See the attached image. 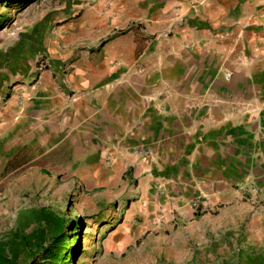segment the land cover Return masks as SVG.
I'll use <instances>...</instances> for the list:
<instances>
[{
	"label": "crops",
	"instance_id": "crops-1",
	"mask_svg": "<svg viewBox=\"0 0 264 264\" xmlns=\"http://www.w3.org/2000/svg\"><path fill=\"white\" fill-rule=\"evenodd\" d=\"M102 4L78 24L124 25L123 52H46L48 69L0 82V196L27 149L88 168L120 152L124 192L133 179L157 216L264 233V0H89L87 12Z\"/></svg>",
	"mask_w": 264,
	"mask_h": 264
},
{
	"label": "rangeland",
	"instance_id": "rangeland-1",
	"mask_svg": "<svg viewBox=\"0 0 264 264\" xmlns=\"http://www.w3.org/2000/svg\"><path fill=\"white\" fill-rule=\"evenodd\" d=\"M88 4L0 0V82L11 83L31 66L48 69L46 52H123L124 25L78 24L79 18L105 16L103 4L92 14ZM135 43L136 52L146 46L138 36ZM113 59L124 64V57ZM27 153L18 154L16 164L28 167L15 170L7 195L0 196V240L14 231H32L36 224L30 210L49 207L70 223L63 252L53 264H264V233L248 235L240 227L224 231L222 224L203 218L192 224V219L178 221L171 213L157 216L152 202L131 195L137 188L133 179L124 192L120 152L98 153L90 168L73 160L41 163L34 152ZM16 248L13 264H51Z\"/></svg>",
	"mask_w": 264,
	"mask_h": 264
},
{
	"label": "trees",
	"instance_id": "trees-1",
	"mask_svg": "<svg viewBox=\"0 0 264 264\" xmlns=\"http://www.w3.org/2000/svg\"><path fill=\"white\" fill-rule=\"evenodd\" d=\"M30 219L36 224L29 233L14 231L10 238L0 240V264H13L17 257L16 246L29 253H37L41 259L57 263L65 247V229L69 221L49 207H39L29 212Z\"/></svg>",
	"mask_w": 264,
	"mask_h": 264
},
{
	"label": "built area",
	"instance_id": "built-area-1",
	"mask_svg": "<svg viewBox=\"0 0 264 264\" xmlns=\"http://www.w3.org/2000/svg\"><path fill=\"white\" fill-rule=\"evenodd\" d=\"M42 64V63H41ZM191 208L193 209V210H198L200 207L196 204V203H192L191 204ZM200 210V209H199Z\"/></svg>",
	"mask_w": 264,
	"mask_h": 264
},
{
	"label": "bare ground",
	"instance_id": "bare-ground-1",
	"mask_svg": "<svg viewBox=\"0 0 264 264\" xmlns=\"http://www.w3.org/2000/svg\"><path fill=\"white\" fill-rule=\"evenodd\" d=\"M124 237H125V234H124Z\"/></svg>",
	"mask_w": 264,
	"mask_h": 264
}]
</instances>
